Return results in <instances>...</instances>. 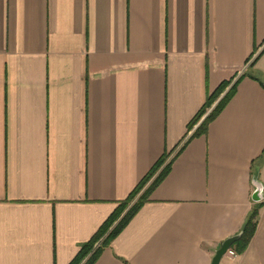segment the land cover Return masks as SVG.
<instances>
[{"label":"crops","instance_id":"obj_1","mask_svg":"<svg viewBox=\"0 0 264 264\" xmlns=\"http://www.w3.org/2000/svg\"><path fill=\"white\" fill-rule=\"evenodd\" d=\"M261 83L264 0H0V264H69L165 152L92 264H210L258 203L254 179L255 231L219 264H264Z\"/></svg>","mask_w":264,"mask_h":264},{"label":"trees","instance_id":"obj_2","mask_svg":"<svg viewBox=\"0 0 264 264\" xmlns=\"http://www.w3.org/2000/svg\"><path fill=\"white\" fill-rule=\"evenodd\" d=\"M236 83L237 80L233 83L232 79L224 80L212 92L207 94L204 104L188 124V129L198 122L200 118L206 113L207 109L210 108L219 97L220 98L200 121L198 126L192 132L190 138L206 133L208 124L218 115V113L223 109L225 104L234 94ZM261 84L264 87V83ZM169 155L170 152H165L159 157V159H157V161L150 168L149 172L141 179V181H139L130 194L124 200L118 203L115 210L102 223L93 236L87 242L81 244L77 254L69 262V264H92L97 259L102 248L109 244L112 238H114L120 232V230L127 224L130 218L147 199L148 192L153 189L168 173L171 164V159L168 160ZM153 175H155L153 180L139 195V192L143 189L144 184ZM134 197H136L135 201L131 204L127 211L123 213L122 210L124 209L127 202H129ZM261 205L262 203L258 202L255 203V205L251 208L240 230L241 236L230 246V248L234 250L236 254L241 253L248 245L257 226L258 210Z\"/></svg>","mask_w":264,"mask_h":264},{"label":"water","instance_id":"obj_3","mask_svg":"<svg viewBox=\"0 0 264 264\" xmlns=\"http://www.w3.org/2000/svg\"><path fill=\"white\" fill-rule=\"evenodd\" d=\"M253 185L255 187V190L252 194V200L254 202H259L262 199V193H261L262 186L257 181V179H254ZM240 236H241V232L239 231V233L232 235L230 237H227L225 240H223L220 246L214 251L210 264H219L221 258L224 256L226 251L230 248L232 243L236 241Z\"/></svg>","mask_w":264,"mask_h":264},{"label":"rangeland","instance_id":"obj_4","mask_svg":"<svg viewBox=\"0 0 264 264\" xmlns=\"http://www.w3.org/2000/svg\"><path fill=\"white\" fill-rule=\"evenodd\" d=\"M221 96H222V94H221ZM219 98H220V97H219ZM219 98H218V99H219ZM218 99H217V100H218ZM217 100H216V101H217ZM216 101L213 103L212 106H214V104L216 103ZM212 106H211L210 108H212ZM210 108L207 109L206 113H205L200 119H202V118H203V117H204V116L210 111ZM198 122H200V121H198ZM198 122H196L194 125H192V127L195 126ZM192 127H191V128H192ZM191 128H190V129H191ZM190 129H189V130H190ZM147 182H148V181H147ZM147 182H146V183H147ZM146 183L144 184V187H145ZM135 199H136V197L132 198L129 202H127V204L125 205L124 209L122 210L123 213L127 211V209H128V208L131 206V204L135 201ZM122 212H121V213H122Z\"/></svg>","mask_w":264,"mask_h":264},{"label":"built area","instance_id":"obj_5","mask_svg":"<svg viewBox=\"0 0 264 264\" xmlns=\"http://www.w3.org/2000/svg\"><path fill=\"white\" fill-rule=\"evenodd\" d=\"M225 255H227V256L233 258V257H235L237 254L235 253L234 250H232L231 248H229V249L226 251Z\"/></svg>","mask_w":264,"mask_h":264}]
</instances>
